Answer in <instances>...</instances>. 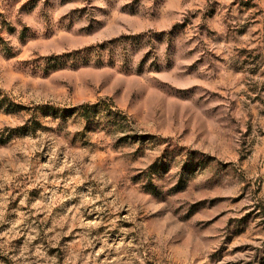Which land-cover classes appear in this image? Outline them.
I'll list each match as a JSON object with an SVG mask.
<instances>
[{"label": "rangeland", "instance_id": "1", "mask_svg": "<svg viewBox=\"0 0 264 264\" xmlns=\"http://www.w3.org/2000/svg\"><path fill=\"white\" fill-rule=\"evenodd\" d=\"M0 102V264H264V0H0Z\"/></svg>", "mask_w": 264, "mask_h": 264}, {"label": "trees", "instance_id": "2", "mask_svg": "<svg viewBox=\"0 0 264 264\" xmlns=\"http://www.w3.org/2000/svg\"><path fill=\"white\" fill-rule=\"evenodd\" d=\"M82 108L83 110V115L84 116H87L90 112L88 111L89 108L88 107H85V106H80V109ZM0 109H1V102H0Z\"/></svg>", "mask_w": 264, "mask_h": 264}]
</instances>
